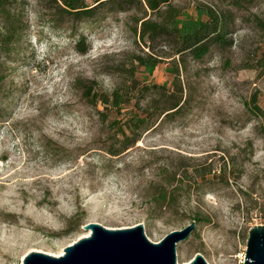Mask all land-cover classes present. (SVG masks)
Instances as JSON below:
<instances>
[{
	"label": "rangeland",
	"instance_id": "374dc122",
	"mask_svg": "<svg viewBox=\"0 0 264 264\" xmlns=\"http://www.w3.org/2000/svg\"><path fill=\"white\" fill-rule=\"evenodd\" d=\"M140 1L85 0L95 12L77 18L58 14L57 0H0V264H22L31 252L60 256L90 235L89 223L141 224L158 243L195 216L208 222L176 245V264L196 254L207 264H242L249 228L264 225V118L250 110L254 100L264 113V0L243 9L170 0L179 19L205 7L227 16L226 41L200 60L176 54V41L162 35L140 41L137 20L160 17ZM146 55L159 60L152 70L136 66ZM132 73L145 88L125 111L145 110L149 129L112 156L121 138L84 87L110 93ZM153 85L173 90L180 108L164 116L171 100ZM224 167L227 182L211 178ZM161 179L177 189L164 213L153 201Z\"/></svg>",
	"mask_w": 264,
	"mask_h": 264
},
{
	"label": "trees",
	"instance_id": "16d2710c",
	"mask_svg": "<svg viewBox=\"0 0 264 264\" xmlns=\"http://www.w3.org/2000/svg\"><path fill=\"white\" fill-rule=\"evenodd\" d=\"M136 1H139V4L142 5V1L140 0H95V3L99 7L104 3L112 2L120 7L123 4L134 3ZM255 1L229 0L230 4L237 9H243ZM57 2L56 11L58 14H65L77 18L91 16L94 14V8L96 7H89L85 3V0H57ZM143 2L146 7L145 13L149 11L160 16L156 20H152L146 16L137 20L138 29H135L134 33L138 35V39L143 43L152 42L162 35L176 41V54L182 55L189 53L193 59L200 60L209 52L211 45L221 46L226 41L225 36L228 25L225 14H217L211 8L205 7L196 8L195 19H179V13L171 6L170 0H143ZM162 7L165 8L164 12L161 11ZM7 18L9 28L6 29L7 33L4 38L9 41L14 35L15 27L13 17L9 15ZM76 44L80 53L86 51L85 37H80ZM135 62L137 67L145 66L149 70H152L159 63V60L150 55H146L145 57H135ZM142 88L145 87H139V82L133 78V73L131 79L124 86L117 87L110 93L97 90L94 85L84 87L85 96L94 104H100L103 107L100 112V117L103 120L110 119V125H112L115 134L121 138L118 149L112 147V150L108 151L112 156L119 155L133 147L140 139L141 134L149 129L150 117L147 116L145 110L135 111L131 114L125 111L135 98L132 94L134 92L142 94ZM152 88L158 90V95L171 100L162 110L164 116L176 112L180 108L181 99H173V90L171 91L170 89L157 85H153ZM135 102L139 104V100H135ZM250 110L253 114L264 118L263 111L254 103V100L252 101ZM228 173L224 167L221 172L219 171V175L214 173L211 175V178H222L227 182L229 179ZM180 180H177V182H181ZM172 182H164L161 179L157 183L158 189L153 196V201L156 204V209L160 213H164L163 208L174 202L177 189L172 187L170 191L166 190V187L173 184ZM192 220L195 223L208 222L207 218L199 216H195Z\"/></svg>",
	"mask_w": 264,
	"mask_h": 264
},
{
	"label": "water",
	"instance_id": "95a60500",
	"mask_svg": "<svg viewBox=\"0 0 264 264\" xmlns=\"http://www.w3.org/2000/svg\"><path fill=\"white\" fill-rule=\"evenodd\" d=\"M83 228L90 235L63 249L60 256L31 252L22 264H176V245L195 229L191 221L180 230L167 234L160 242H150L141 224L125 229H107L89 223ZM187 264H207L196 254ZM242 264H264V225L249 228Z\"/></svg>",
	"mask_w": 264,
	"mask_h": 264
}]
</instances>
